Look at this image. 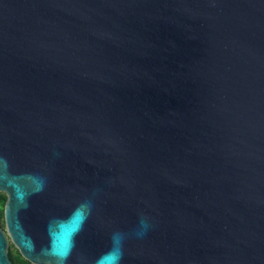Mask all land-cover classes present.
<instances>
[{
  "label": "water",
  "instance_id": "1",
  "mask_svg": "<svg viewBox=\"0 0 264 264\" xmlns=\"http://www.w3.org/2000/svg\"><path fill=\"white\" fill-rule=\"evenodd\" d=\"M0 193L34 264H264V0H0Z\"/></svg>",
  "mask_w": 264,
  "mask_h": 264
},
{
  "label": "flooded vegetation",
  "instance_id": "2",
  "mask_svg": "<svg viewBox=\"0 0 264 264\" xmlns=\"http://www.w3.org/2000/svg\"><path fill=\"white\" fill-rule=\"evenodd\" d=\"M0 228L5 232L7 240H8L7 255H8L10 264H34L28 261L24 257V255L21 253V251L12 243V240L10 239L6 231L5 217H3L0 220ZM43 264H49V263H43Z\"/></svg>",
  "mask_w": 264,
  "mask_h": 264
},
{
  "label": "trees",
  "instance_id": "3",
  "mask_svg": "<svg viewBox=\"0 0 264 264\" xmlns=\"http://www.w3.org/2000/svg\"><path fill=\"white\" fill-rule=\"evenodd\" d=\"M7 202V198H0V220L4 217V209Z\"/></svg>",
  "mask_w": 264,
  "mask_h": 264
},
{
  "label": "clouds",
  "instance_id": "4",
  "mask_svg": "<svg viewBox=\"0 0 264 264\" xmlns=\"http://www.w3.org/2000/svg\"><path fill=\"white\" fill-rule=\"evenodd\" d=\"M142 224H143V222H142ZM144 226L146 227V225H144ZM113 239H114V243H116V244H120L122 242V236L120 234H115Z\"/></svg>",
  "mask_w": 264,
  "mask_h": 264
},
{
  "label": "rangeland",
  "instance_id": "5",
  "mask_svg": "<svg viewBox=\"0 0 264 264\" xmlns=\"http://www.w3.org/2000/svg\"><path fill=\"white\" fill-rule=\"evenodd\" d=\"M0 198H7V196H6V194H4V193H0Z\"/></svg>",
  "mask_w": 264,
  "mask_h": 264
},
{
  "label": "snow or ice",
  "instance_id": "6",
  "mask_svg": "<svg viewBox=\"0 0 264 264\" xmlns=\"http://www.w3.org/2000/svg\"><path fill=\"white\" fill-rule=\"evenodd\" d=\"M77 219L79 220V216L77 217Z\"/></svg>",
  "mask_w": 264,
  "mask_h": 264
}]
</instances>
